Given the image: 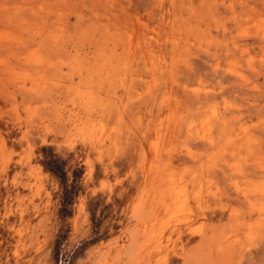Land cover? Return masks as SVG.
I'll list each match as a JSON object with an SVG mask.
<instances>
[{
  "label": "rangeland",
  "instance_id": "obj_1",
  "mask_svg": "<svg viewBox=\"0 0 264 264\" xmlns=\"http://www.w3.org/2000/svg\"><path fill=\"white\" fill-rule=\"evenodd\" d=\"M0 264H264V0H0Z\"/></svg>",
  "mask_w": 264,
  "mask_h": 264
},
{
  "label": "trees",
  "instance_id": "obj_2",
  "mask_svg": "<svg viewBox=\"0 0 264 264\" xmlns=\"http://www.w3.org/2000/svg\"><path fill=\"white\" fill-rule=\"evenodd\" d=\"M45 151H49V154L46 155L48 160L46 162L47 167L56 175H58L66 186V192L64 195V203H63L64 208L62 210V214L63 216L71 215L72 211L70 210V208L73 205L75 201V197L77 195L76 187H77L78 178L80 176L75 175V179H74L75 184H73L72 186H68V171L66 170L67 163L63 161L58 155L54 154L52 149L50 150L44 149V152Z\"/></svg>",
  "mask_w": 264,
  "mask_h": 264
}]
</instances>
